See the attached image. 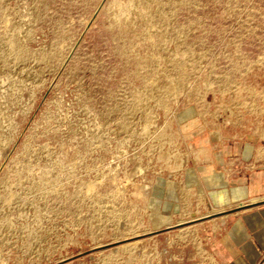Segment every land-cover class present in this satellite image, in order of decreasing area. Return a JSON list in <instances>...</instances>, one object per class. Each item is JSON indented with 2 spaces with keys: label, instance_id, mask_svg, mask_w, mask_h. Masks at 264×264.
I'll return each instance as SVG.
<instances>
[{
  "label": "rangeland",
  "instance_id": "374dc122",
  "mask_svg": "<svg viewBox=\"0 0 264 264\" xmlns=\"http://www.w3.org/2000/svg\"><path fill=\"white\" fill-rule=\"evenodd\" d=\"M258 133L264 0H0V264H222L188 181Z\"/></svg>",
  "mask_w": 264,
  "mask_h": 264
},
{
  "label": "crops",
  "instance_id": "0c3cea01",
  "mask_svg": "<svg viewBox=\"0 0 264 264\" xmlns=\"http://www.w3.org/2000/svg\"><path fill=\"white\" fill-rule=\"evenodd\" d=\"M242 136L222 145L217 163H203L209 170L188 181L192 208L229 211L230 222L215 242L222 264H258L264 255V133ZM167 190L168 197L174 194ZM167 195L161 196L163 207L170 204ZM178 195L180 200V190Z\"/></svg>",
  "mask_w": 264,
  "mask_h": 264
}]
</instances>
